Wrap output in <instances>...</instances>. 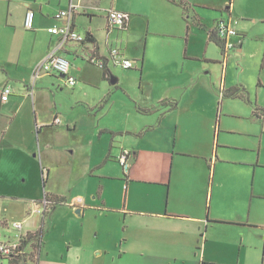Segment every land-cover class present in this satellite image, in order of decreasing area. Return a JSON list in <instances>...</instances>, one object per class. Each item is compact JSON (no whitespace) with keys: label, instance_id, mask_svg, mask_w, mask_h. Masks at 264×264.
<instances>
[{"label":"crops","instance_id":"1","mask_svg":"<svg viewBox=\"0 0 264 264\" xmlns=\"http://www.w3.org/2000/svg\"><path fill=\"white\" fill-rule=\"evenodd\" d=\"M182 1L184 7L178 4V1L172 0H146V3L137 9L116 6L110 10L128 13L131 17L128 27L125 30H119L111 28L108 24L109 10L104 11L101 16L96 12L101 10L96 5V0H0V155H4L0 158V169L7 168L8 155H32L37 148L35 137L40 138V134L42 135L47 128H52L55 121L60 122L57 125L63 124V120L55 113L52 115L53 124H40L42 118L36 95H29L28 88L33 78L38 80L43 75L62 78L68 86L66 80L56 74H43L35 78V71L45 61L51 49L60 45L61 37L51 34L49 29L66 24V19H58L57 15L68 11L72 3L78 7L73 17L75 31L86 38L88 33L91 35L85 43L68 41L57 52L71 64L70 75L77 79L74 87L78 86L81 80L85 82V85H87L86 82L91 83L94 76L91 70L99 68L98 74L101 76L102 84H110L122 89V78L117 79L113 76L111 64L116 65L114 62L111 63L110 51L118 48L125 58L134 61V65L136 60L126 55L125 49L119 46V41L115 45L109 39L116 31L124 38L134 31L141 32L137 23L138 19L144 20L147 33L152 30V25H156L159 20H165L164 29L169 36L179 33L185 25L187 33H190L192 28L190 23L196 25L207 34L205 55L203 57L188 56L186 51L185 59L174 57L172 60L169 57L162 64L154 60L152 67L155 73L150 76L145 74L147 57L138 58L140 68L135 66L134 69H140L141 79L148 82L147 87L151 89L153 95L148 92L140 96L136 93H128L127 96L132 105L126 109L129 113L123 114L124 118L120 119L122 120L120 126L114 127L111 125L113 123L109 125L103 123L104 129L100 136L102 147L98 146L99 154L97 155H108L109 160L114 157L117 159L123 149L131 151L132 155L129 160L128 174L124 172L123 175L113 178L119 184L117 192L115 191L110 199L104 196V187L96 190L90 185L88 189L95 192L93 194L95 200H90L92 194H82L79 196L82 200L77 198L72 204L74 209L77 206L83 207L78 210L79 215L88 216L89 222L100 221L104 224L101 228L98 225L93 226L95 234L98 237L101 234L104 238H109L113 232L109 228L113 215L116 213L114 211H117L116 214L119 215L116 222L120 226L123 225L125 233L131 232L130 239L126 237L125 242L133 241L137 237V239H144L142 242L150 245L146 249L142 247L139 256L167 259L169 264H190L191 262L221 264L223 262H220L215 255L209 254V260L207 259V245L205 250L197 252L202 250L197 245L199 237H202L204 233L209 234L210 224L222 225L226 228H241L244 241L246 232L250 229L259 228L264 232V219L253 220L252 210L245 216L244 213L227 207L228 202L221 197L222 193L225 196L227 191L224 187L216 188L219 165L226 164L225 161L229 160L227 154L219 150L218 145L224 144L220 140L218 144L215 140L211 146L208 135L205 134L202 148L201 137L195 133V129L200 128V123H185L181 119V114L185 109L194 108L196 104L203 105V111L207 112L206 107L218 105L219 97L227 98L228 96H225L227 91L239 88L227 87L226 68L223 69L220 81L215 76H207L211 73L216 74L207 70L210 69V65L218 63V58L213 59L208 55L209 50H213L216 54V48L212 49V44L220 48L210 38L218 21L228 19L238 21L236 26L238 36L229 39L230 43L236 45L237 52L245 55L246 47L256 42L259 53L263 50L264 54V0ZM98 2L102 3V0ZM29 9L36 14L33 30L25 28V16ZM208 12H213V16H209ZM81 16L88 17L89 28L79 24L78 20ZM98 18H102L105 22L106 39L104 40L100 35V28L91 27L94 20ZM92 57L103 61L112 76L105 74L103 68L91 63ZM202 61L206 66L205 69L200 65ZM203 76L206 77L203 78ZM112 79H117V83L113 85ZM261 85L264 86L263 80ZM6 86H11L13 92L4 102L2 97ZM110 99V94H107L102 100L106 104ZM112 109L113 107L110 106L108 115L111 114ZM205 120L208 123L211 119L206 115ZM91 143L93 142L88 144ZM197 144L198 150L193 149V146ZM72 146L73 144L62 146L58 141L53 139L49 141L48 138L42 142L41 139L39 155H71L73 152L70 153L68 149L73 148ZM189 160L201 161L199 169L188 170L186 166L189 164L185 162ZM105 166L106 160L95 164L91 170L90 179L111 177L97 174ZM42 172L43 180H45V168ZM213 175L214 178L210 181ZM50 176L51 169L48 171V177ZM46 182L47 179L45 184ZM254 195L264 200V196L256 193ZM54 196L55 199H59V195L54 194ZM120 199L124 200L122 210L120 208L112 211L111 204ZM253 199L255 198L252 197ZM30 206L31 214L35 213L34 206L32 204ZM56 207L53 212L58 209ZM25 222L22 223L23 230L19 232L17 240L9 241V239L0 243L15 245L22 236L38 231H27L23 234ZM98 229L103 230L104 234ZM224 233L227 234L228 231ZM206 239L205 243L208 242V238ZM251 240L249 238V244ZM43 241L38 254V264H42L45 250V240ZM250 247L246 245L239 247L241 258L244 256V248L248 250ZM230 248L232 246L221 248L218 245L215 247L217 250L215 253L221 249L227 252ZM105 255H110L107 244L98 243L93 250L84 248L83 253L78 254V259L80 264H98L100 262L98 259L105 257L107 263ZM45 256L48 257L49 254L45 252ZM113 259L116 262L117 257ZM162 263L161 260L153 262V264Z\"/></svg>","mask_w":264,"mask_h":264},{"label":"rangeland","instance_id":"2","mask_svg":"<svg viewBox=\"0 0 264 264\" xmlns=\"http://www.w3.org/2000/svg\"><path fill=\"white\" fill-rule=\"evenodd\" d=\"M96 2V5L101 8L96 12L101 16L104 11L114 9L116 6L137 9L142 7L146 0H102V3L96 0ZM212 13L208 12V15L213 16ZM78 22L80 25L89 26L87 16H81ZM137 23L141 32L134 31L124 38L116 31L109 41L114 42L115 45L119 41V46L121 45L125 49L126 55L136 60L134 65L136 67L140 68L138 58L147 57L148 64L145 74H149V76L155 73L152 67L154 60H158L162 64L169 57L172 60L174 57L185 59L187 53L188 56L198 55L201 57L206 53L207 34L196 25L190 23L192 26L190 33H187L185 25L179 33L169 36L166 35L168 33L164 29L165 20H159L156 25H152V30L149 33H147V26L143 19H138ZM104 26L105 22L102 18L94 20L91 26L100 28L103 40L106 39ZM212 45V49L216 48V54L213 50H209L208 55L213 59L218 58V63L210 65V69L207 70L216 74L211 73L207 76H215L220 81L223 69L226 68L227 87H239L240 94H243L244 98H221L218 95V105L206 107L208 108L207 112L203 111V105L200 104L187 110L183 107L185 110L181 114V119L185 123H200V128L195 129V133L201 137L202 148L204 147L203 136L205 134L208 135L211 146L215 140L218 144L219 140L224 144L223 146L218 145L220 146L219 150L226 153L229 160L225 161L227 165H219L216 188L224 187L227 191L225 196H223L224 193L221 196L224 201L228 202L227 207L240 211L245 216L252 210L253 220H262L264 219V200L254 194L264 196V86L261 85V80L264 81L263 50L259 53L258 44L252 42L248 48L246 47L245 55L237 52L236 46L235 48L229 47L226 55H222L221 49L215 44ZM110 59L113 63L111 57ZM200 65L205 69L203 61L200 62ZM98 69L91 70L94 75L91 83L86 82L87 85H85V82L81 80L74 88L66 86L62 78L50 75H43V78L38 80L33 78L29 84V95H36L42 118L40 124H53L52 115L54 113L59 115L63 124H53L52 128L49 127L42 135L40 134V138L35 137L37 148L32 155H8L6 158L7 168L0 169V242L9 239V241L17 240L19 232L15 230L14 224L27 220L23 234L44 227L45 250L42 264H80L78 254L83 253L84 248L95 249L98 243L107 244L110 250V255H105L107 263L105 257H99L98 264H153L154 261L160 260L163 262L162 264H169L167 259L139 256L142 247L146 249L150 246L142 242L144 239L136 237L133 241L125 242L126 237L130 239L131 232L125 233L123 225H118L116 222L119 215L116 214L117 211H114L116 213L113 215L114 218L109 228L113 232L109 238H104L101 234L98 237L93 228L94 225L101 228L104 224L100 221L89 222L88 216H81L77 213L83 207L77 206L74 209V204H72L76 202L77 198L80 199L79 196L82 194H92L90 200H95L93 195L95 192L88 189L90 185L96 190L104 187V196L112 199L114 192H117V185H119L113 178L123 175L124 169L115 157L109 160L108 155H97L99 154L98 146L102 147L100 136L104 129L103 123L105 125L113 123L111 125L114 127L120 126L122 121L120 119L124 118L123 114L129 113L126 109L132 105L127 96L128 93H136L140 96L148 92L153 95L151 89L147 87L148 82L142 81L140 69L125 70L111 64L113 76L117 79L122 78V89L110 84H102L101 76L98 74L100 69ZM205 77L203 76V78ZM107 94H110L111 99L105 104L102 99ZM110 106L113 109L108 115ZM206 115L211 119L208 123L205 120ZM46 138L49 141L56 140L62 146L73 144V148L68 149L70 153H73L71 155H39L40 141L42 139L43 142ZM198 139L200 140V138ZM89 142L93 143L88 144ZM55 143L57 144V142ZM193 149L198 150V144L193 146ZM2 156L4 155H0V158ZM105 160L106 166L97 174L111 177L90 179L93 166ZM200 163L202 162L199 160L185 162V164H189L186 166L187 169L192 171L199 169ZM44 168L46 184L43 180L42 169ZM50 169L51 176L49 178L48 171ZM213 178L214 175L210 177V181ZM54 194L59 195V200L64 203L57 205L56 209H58L53 212L50 209L55 208L53 200L56 197ZM48 197L51 203L50 209L46 211L47 215H44L43 207H41L43 209L41 213L31 214L32 207L30 205L34 206V203L44 202ZM252 197L255 199L252 200ZM252 201L253 206H251ZM114 203L111 204L112 211L120 208L122 210L123 199ZM98 230L104 234L103 230ZM224 231H228V233L225 234ZM232 232L235 234H231ZM242 232L241 228H226L222 225L210 224L209 234L204 233L205 238L204 234L199 237L197 245L202 250L197 252L205 250V245H207L208 260L209 254H212L220 262H223L221 264H264V232L259 228L250 229L246 232L244 241ZM206 238H208L207 243H205ZM249 238L252 239L251 244H249ZM216 243L221 248L226 246H232V248L227 252L221 249L215 253L217 251L215 247L218 246ZM121 245H123L122 251H120ZM245 245L251 247L248 250L244 248L243 259L240 257L239 247ZM45 252L49 254L48 257L45 256ZM115 256L117 257L116 262L113 259ZM5 261L0 258V264L1 262L6 264ZM190 264L195 263L191 262ZM205 264L210 263L205 262Z\"/></svg>","mask_w":264,"mask_h":264},{"label":"built area","instance_id":"3","mask_svg":"<svg viewBox=\"0 0 264 264\" xmlns=\"http://www.w3.org/2000/svg\"><path fill=\"white\" fill-rule=\"evenodd\" d=\"M78 7L73 3L70 5L68 11H63L61 14L57 15L58 19H66V24L62 27H53L49 29V32L53 35H58L61 37L60 45L57 48L51 49L45 61L36 69L35 71V78L39 77L43 74H56L59 76H63L66 80V84L68 86L74 87L77 84V79L70 75L71 71V64L70 62L58 55V50L61 49V46L68 42L73 41L77 43H84L87 41V38L77 33L73 26V17ZM35 17L36 14L33 10L29 9L25 16V28L27 30H33L35 26ZM130 15L128 13H124L121 11L116 10H109L107 15L108 24L111 28H116L119 30H125L130 22ZM238 24L237 20L228 19V20H221L218 21V25L216 28L218 37L220 40L225 42L226 52L228 48H235V44L230 43L229 39L238 36V32L236 26ZM111 58L116 66L122 67L125 70L133 69L135 66L133 62L127 58H125L121 51L118 48H113L110 51ZM91 63L104 68L105 63L100 61L94 57L91 59ZM13 92L11 86H6L3 89V97L2 101L6 102L8 96H10ZM57 123H60L59 121ZM131 151L127 149H123L121 154L118 156L117 160L121 164L124 169V172L128 174L129 171V160L131 158ZM51 201L49 199H45L44 202L41 203H34L35 206V213H41L44 209V213L50 209ZM43 207V209L41 208ZM14 228L16 231L21 232L23 230L22 223H15ZM21 240V239H20ZM20 240L15 245H7L0 243V258L2 260H6V264H10L11 260L14 256L20 251H18V247L20 245ZM33 251H28L23 254L26 255L27 259L30 260L35 259V253ZM31 261V260H30ZM31 263V262H30ZM1 264H4L1 262Z\"/></svg>","mask_w":264,"mask_h":264},{"label":"trees","instance_id":"4","mask_svg":"<svg viewBox=\"0 0 264 264\" xmlns=\"http://www.w3.org/2000/svg\"><path fill=\"white\" fill-rule=\"evenodd\" d=\"M172 1L173 2H177L178 1L177 2L178 4H180L182 6L184 5L183 4L184 2L182 0H172ZM217 25H218V22H217V24L215 26L214 32H211L210 38H211L212 41H214L215 43H217L220 46V48L223 51V55H226L225 42L220 40V38L218 37L217 31H216ZM88 37L89 38L91 37V35L89 33H88ZM103 70H104L105 74H107L109 76H112L110 71L106 67V64H105ZM240 92H241V90L239 88H233V89L227 91L225 93V96H228V97H242V98H244L243 94H240ZM57 124L58 123H56V121H55L54 125H57ZM44 183H45V180H44ZM47 199H49V197ZM53 201L55 202V206L54 207H56L59 204L62 205L64 203L63 201H61L59 199H55ZM50 210H53V207ZM44 215H47V213L45 212ZM43 240H44V229H43V227H41L36 232L27 233L25 236H22L21 240H20V245L18 247V251H20V253H18V254H16L14 256V258L11 260L10 264H38V260H39V255L38 254H39V252H40V250L42 248V245H43V242H44ZM28 248H31V250H28ZM28 251H33V253H35L36 258L35 259L31 258L30 259L31 261L28 260L26 255L23 254V253L28 252Z\"/></svg>","mask_w":264,"mask_h":264},{"label":"water","instance_id":"5","mask_svg":"<svg viewBox=\"0 0 264 264\" xmlns=\"http://www.w3.org/2000/svg\"><path fill=\"white\" fill-rule=\"evenodd\" d=\"M61 77H63V76H61ZM111 83H112L113 85L116 84V83H117V79H112V80H111ZM77 213L80 214V211H77Z\"/></svg>","mask_w":264,"mask_h":264}]
</instances>
